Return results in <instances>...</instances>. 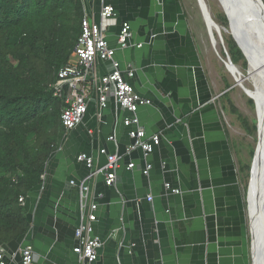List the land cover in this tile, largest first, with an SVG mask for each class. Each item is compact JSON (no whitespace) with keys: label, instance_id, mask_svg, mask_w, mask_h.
<instances>
[{"label":"crops","instance_id":"obj_1","mask_svg":"<svg viewBox=\"0 0 264 264\" xmlns=\"http://www.w3.org/2000/svg\"><path fill=\"white\" fill-rule=\"evenodd\" d=\"M86 1L87 12L99 19L102 0ZM105 3L118 20L109 29L110 47L118 49L123 22L131 24L134 41L144 43L118 50L115 58L122 69L135 67L129 82L151 101L139 108L140 125L147 138L161 135V143L148 158L140 150L125 154L132 144L123 125L129 114L112 100L100 117L97 104H90L82 125L65 134L48 160L42 185L26 198L30 230L16 246H5L7 252L32 246L33 264H79L76 230L83 209L96 203L93 236L104 243L97 264H252L247 202L220 101L236 87L225 75L212 78L214 61L191 30L182 0ZM114 134L122 154L115 186L103 175L85 181L90 172L78 156L103 167L107 159L99 151L116 152L107 141ZM81 185L89 187L83 199ZM12 264H22L21 257Z\"/></svg>","mask_w":264,"mask_h":264},{"label":"trees","instance_id":"obj_2","mask_svg":"<svg viewBox=\"0 0 264 264\" xmlns=\"http://www.w3.org/2000/svg\"><path fill=\"white\" fill-rule=\"evenodd\" d=\"M83 17L82 0H0V245L16 246L29 232L19 199L42 185L66 134L64 104L50 87L72 58ZM213 18L229 29L225 14ZM225 40L233 64L245 66L233 38Z\"/></svg>","mask_w":264,"mask_h":264},{"label":"built area","instance_id":"obj_3","mask_svg":"<svg viewBox=\"0 0 264 264\" xmlns=\"http://www.w3.org/2000/svg\"><path fill=\"white\" fill-rule=\"evenodd\" d=\"M86 2L82 0L84 17L81 24V35L72 58L60 69L57 82L50 87L54 97L62 100L64 104L61 116L62 126L65 132L69 133L82 125L90 104H97L98 114L101 117L102 112L114 100L118 108L129 114L124 119L123 125L129 129L128 136L132 144L126 148L125 154L129 155L140 150L144 157L148 158L160 145L162 139L161 135L147 138L144 128L140 125L139 108L151 105V101L137 94L129 82L135 77V67L129 64L122 69L115 58L118 50L141 49L144 43H136L131 24L123 22L117 36L118 49L110 47L109 29L118 25L115 8L102 0L99 19H96L95 15L87 12ZM107 141L116 146V152L110 154L106 149H100L99 154L107 159L103 167L95 169L93 158L87 154L78 156L77 160L85 163L90 172L85 181L103 175L106 185L114 187L122 154L119 152L115 134L108 137ZM134 167L135 164L131 163L128 169L132 170ZM151 169L152 166L147 163L143 171L144 175L149 176ZM165 188L172 194H181L179 189H173L170 184H166ZM88 192L89 187L81 185L82 199L84 193L87 197ZM148 200L152 202L153 198L149 196ZM19 202L25 206L26 198L20 197ZM97 210L96 203H92L87 212L83 209L81 223L76 230L78 244L74 249L79 264H97L99 250L104 246L100 238L93 236V223L97 220ZM17 256L21 257L22 264H33L37 260L32 246H24L19 252L9 254L5 246L0 245V264H12Z\"/></svg>","mask_w":264,"mask_h":264},{"label":"water","instance_id":"obj_4","mask_svg":"<svg viewBox=\"0 0 264 264\" xmlns=\"http://www.w3.org/2000/svg\"><path fill=\"white\" fill-rule=\"evenodd\" d=\"M223 13L228 19L229 29L221 27L213 18L210 8L205 0H197L204 22L208 29L211 46L217 54L216 45L224 48L226 69L235 70L239 79H235L234 87H240L253 101L249 90L244 83L250 77H244L239 68L233 64L229 53L224 46L223 32L230 34L244 55L250 69V60L259 63V69L264 68V1L263 0H217ZM244 78V79H241ZM254 102V101H253ZM255 103V102H254ZM257 145L254 152L250 180L247 192V210L249 216V229L251 236L252 264H264V121L260 123L257 118ZM254 195V212L250 210V193ZM27 235V234H26ZM25 238V237H24Z\"/></svg>","mask_w":264,"mask_h":264},{"label":"rangeland","instance_id":"obj_5","mask_svg":"<svg viewBox=\"0 0 264 264\" xmlns=\"http://www.w3.org/2000/svg\"><path fill=\"white\" fill-rule=\"evenodd\" d=\"M208 4L212 16L220 15L223 13L222 8L220 7L217 0H205ZM183 10L187 21L191 27V30L194 32L196 39L198 40L199 45L202 47L205 52L206 58L209 56L213 59V76L212 78L218 80V75H225L228 77L230 84L235 85L234 77L228 72L224 61H226V55L224 53V48L222 45L217 44L216 48L218 50L217 54L213 47L210 44L208 37V29L204 22L203 15L199 9L197 0H182ZM224 14V13H223ZM225 36L232 37L230 34L223 32L224 46L229 53L228 45L225 40ZM234 40V39H233ZM235 42V41H234ZM212 68V67H210ZM239 70L244 77H248V63L244 66L243 61L239 63ZM218 72V74H217ZM246 88L252 89L253 84L250 79H247L244 83ZM219 87L225 88L222 83ZM234 94V95H233ZM230 93V96H225L221 98V105L224 107L225 117L228 123V131L231 137L233 148L235 150L239 177L241 181L242 188L245 192L246 202H247V192L249 187V167L252 164L253 152H255L257 145V131L254 129L257 124V111L255 103L249 99V97L243 92L240 87ZM235 108V111L232 110ZM243 121L247 122L244 123ZM248 215V210H247ZM249 217V216H248Z\"/></svg>","mask_w":264,"mask_h":264},{"label":"bare ground","instance_id":"obj_6","mask_svg":"<svg viewBox=\"0 0 264 264\" xmlns=\"http://www.w3.org/2000/svg\"><path fill=\"white\" fill-rule=\"evenodd\" d=\"M250 77L253 84V88L249 90V95L251 98H253V101L256 105V111H257V118L259 117L260 123H263L264 121V68L259 69L257 68L259 63L256 61L250 60ZM228 72L234 77V79H239V75L235 74V70L231 67H229ZM248 75V74H247ZM244 79V78H241ZM264 203V200H263ZM250 210L251 214L254 212V195L253 191L251 190L250 193Z\"/></svg>","mask_w":264,"mask_h":264}]
</instances>
